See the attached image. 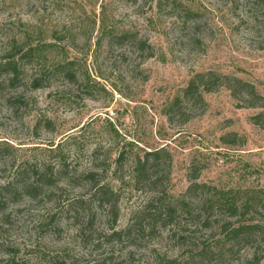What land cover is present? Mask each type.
Here are the masks:
<instances>
[{
    "label": "rangeland",
    "instance_id": "obj_1",
    "mask_svg": "<svg viewBox=\"0 0 264 264\" xmlns=\"http://www.w3.org/2000/svg\"><path fill=\"white\" fill-rule=\"evenodd\" d=\"M127 32L150 49L115 38ZM13 38L24 46L55 45L38 71L47 74L65 59L76 79L56 76L34 90L33 67H25L18 88L0 77V186L27 166L42 173L44 167L54 182L36 199L11 202L0 193V264H247L252 249L231 250L223 240L222 225L236 218L202 207V191L186 193L192 168L199 184L218 192L264 190V124L251 119L264 108H247L219 86L171 118L164 112L200 72L238 78L264 97V6L0 0V50ZM160 148L171 155L167 193L177 209L184 199L189 211H178L179 224L136 247L112 242L110 214L90 202L92 187L81 175L95 172L99 184L116 191L115 230L123 229L149 197L134 191L133 160ZM62 164L68 170L58 176ZM251 218L264 224V211Z\"/></svg>",
    "mask_w": 264,
    "mask_h": 264
},
{
    "label": "trees",
    "instance_id": "obj_2",
    "mask_svg": "<svg viewBox=\"0 0 264 264\" xmlns=\"http://www.w3.org/2000/svg\"><path fill=\"white\" fill-rule=\"evenodd\" d=\"M248 6H264V0H241ZM110 37H115L110 35ZM121 43L135 42L140 50L150 49L146 42L137 41L128 32L115 37ZM55 45H27L24 46L17 39H11L2 44L0 50V77L5 76L8 86L18 88L22 86V76L26 66L35 69H43L45 64L41 62L45 52L55 50ZM148 48V49H147ZM44 66V67H43ZM31 75L30 85L34 90L41 89L50 83L56 76L73 83L76 74L73 63L62 60L55 63L47 74L40 70ZM219 86H225L234 98H239L247 108H264V97L259 94L255 87L238 78L219 76L213 72L195 73L182 89L181 95L176 96L165 108V116L171 118L178 112L185 103L189 106L197 105L203 100V94L210 93ZM252 121L255 125L264 124V111L254 115ZM122 155L115 160L116 165L120 163ZM171 167V155L164 149L144 151L142 156H136L131 167V182L136 192H145L149 195L147 201L136 209L127 225L120 230H115L116 210L118 207V194L107 185L99 184L97 173L86 172L81 178L91 184L92 190L89 193L90 202L96 204L100 209L109 212V218L113 221L109 226L110 233L107 235L112 242H128L130 247H136L137 242L144 239H153L159 230L169 226L179 224L178 211L188 212L189 206L184 199H180V209L173 203L172 196L167 193ZM31 170H30V169ZM68 170V166L62 164L58 170V176L63 175ZM43 173L37 167L22 168L15 171L10 182L0 186V193L10 196L11 202H16L19 198L29 197L36 199L44 187H51L54 182L47 176L43 167ZM94 171V170H92ZM198 171L191 169L189 178L192 181L187 189L186 195H193L203 192L201 206L209 210H218L222 214H228L229 218H236L237 221H228L222 225V234L225 245H229L231 250L236 246H246L252 249L251 256L246 260L247 264H260L264 260L263 240L264 224L255 221L253 218L247 219L251 214L264 211V190L241 191L227 190L218 192L215 188H210L197 182ZM64 178V177H63ZM80 178V179H81ZM14 187V190L12 189ZM245 195L244 199H239ZM182 198H185L184 196ZM240 200L237 203V200ZM2 204H0L1 206ZM2 209V207H0ZM190 217V212H189ZM173 262V261H172ZM169 262V264H172Z\"/></svg>",
    "mask_w": 264,
    "mask_h": 264
}]
</instances>
